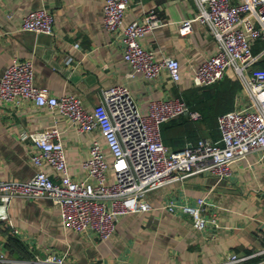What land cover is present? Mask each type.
Masks as SVG:
<instances>
[{"label": "crops", "instance_id": "0c3cea01", "mask_svg": "<svg viewBox=\"0 0 264 264\" xmlns=\"http://www.w3.org/2000/svg\"><path fill=\"white\" fill-rule=\"evenodd\" d=\"M41 7L53 16V36L20 30V19ZM150 9L157 12L161 24L145 34L141 44L157 60L170 57L178 61L177 82L166 75L147 80L131 69L123 59L120 33H110L103 26V0H0V77L14 59L30 60L35 86L55 96L74 94L89 111L99 103L102 89L119 84L127 87L142 115L156 100L178 97L194 105L202 89L192 84L193 72L215 53L217 45L207 28L196 21L187 34L179 33L180 24L197 14L193 0H130L122 24L139 19ZM5 13L12 18L7 20ZM233 99L234 95L229 110ZM218 117L216 135L214 127L201 122V114L198 120L181 115L161 124L165 145L177 150L201 138L221 145ZM54 124L61 131L69 174L80 176L90 142L97 139L104 145L100 134L78 133L57 114L29 105L17 109L0 100V180L25 182L35 172L30 160L32 144L21 140L17 129L42 130ZM46 172L53 177L50 169ZM198 197L205 198L206 214L213 212L218 218L214 240L196 231L189 215L161 208L168 199L192 203ZM145 198L152 209L121 216L103 241L64 229L58 207L48 199L0 198V248L11 260L43 258L54 251L66 253L67 261L76 264H222L230 253L248 256L236 264H264V252L258 254L264 250V151L232 163L225 180L194 175L149 191ZM10 238L18 245L13 244V252Z\"/></svg>", "mask_w": 264, "mask_h": 264}, {"label": "built area", "instance_id": "2783aa9c", "mask_svg": "<svg viewBox=\"0 0 264 264\" xmlns=\"http://www.w3.org/2000/svg\"><path fill=\"white\" fill-rule=\"evenodd\" d=\"M197 14L180 24L179 33L187 34L191 22L205 26L217 45L193 72L192 84L205 87L223 77L236 81L233 107L218 117L222 144L206 138L173 150L161 139L160 125L186 115L198 120L178 97L151 101L142 115L123 84L100 91V101L89 111L74 94L55 96L33 83L30 60L14 59L0 77V100L17 109L29 105L66 119L78 133L100 134L104 145L93 139L81 165V175L68 171L61 131L56 124L42 130L19 127L18 137L32 144V177L25 181L0 180V198L48 199L58 207L62 227L77 235L103 241L115 229L118 219L129 213L152 209L146 201L149 191L194 175H211L217 181L230 176V165L246 155L264 151V68L254 65L264 58V0H193ZM130 0H103L102 23L110 32H119L123 59L147 80L166 75L172 82L180 78L178 61L163 57L142 46L140 39L160 26L154 9L127 25L122 24ZM10 20L12 15L5 13ZM20 30L53 36V16L41 7L20 19ZM257 42L255 53L251 47ZM74 47H78L74 43ZM46 169L54 175L49 176ZM169 213L189 215L193 228L215 239L219 221L209 211L205 198L191 202L168 199L161 207ZM264 250L258 252L263 253ZM248 256L230 253L222 264H236ZM0 264H76L66 253L49 251L43 258L11 260L0 248Z\"/></svg>", "mask_w": 264, "mask_h": 264}, {"label": "trees", "instance_id": "16d2710c", "mask_svg": "<svg viewBox=\"0 0 264 264\" xmlns=\"http://www.w3.org/2000/svg\"><path fill=\"white\" fill-rule=\"evenodd\" d=\"M257 50H258L257 46L251 47L252 53H255ZM254 67L258 69L264 68V58L260 59L254 65ZM238 88H239V85L235 81L231 82L224 77L223 80L219 82V84L212 85L211 88L210 86L208 88L201 87L200 88V90L202 89L201 95L197 98V100H195L196 103H194V105L190 104L189 102H186V103L192 109H195L200 112L201 122H203L206 126H209L210 129L214 127L212 130L214 131V135H216L215 121L218 116H220L221 114H223V112L230 109L234 92H236ZM210 90L213 91L212 95L210 94L211 93ZM159 130H160V135H161V139L163 143L168 145V142L166 141V137L163 135V131H161L160 128ZM13 244L18 246L17 243H14L13 239L10 238L9 247L11 248L12 252L14 251ZM24 258H27V257L24 256Z\"/></svg>", "mask_w": 264, "mask_h": 264}, {"label": "rangeland", "instance_id": "374dc122", "mask_svg": "<svg viewBox=\"0 0 264 264\" xmlns=\"http://www.w3.org/2000/svg\"><path fill=\"white\" fill-rule=\"evenodd\" d=\"M253 46H257V48H258V46H259V45H258V43H257V42H255Z\"/></svg>", "mask_w": 264, "mask_h": 264}]
</instances>
